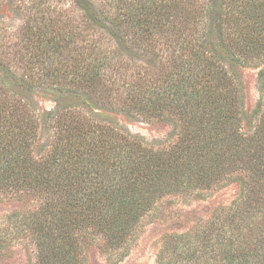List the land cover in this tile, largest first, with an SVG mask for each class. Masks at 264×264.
<instances>
[{
    "label": "trees",
    "instance_id": "trees-1",
    "mask_svg": "<svg viewBox=\"0 0 264 264\" xmlns=\"http://www.w3.org/2000/svg\"><path fill=\"white\" fill-rule=\"evenodd\" d=\"M73 3L81 23L28 39L17 80L52 83L43 118L0 59V202L16 203L0 247L25 243L34 264H89L93 250L117 264L162 207L238 183L231 208L166 235L156 264H264V0ZM236 67L259 69L248 120ZM114 115L170 132L150 141Z\"/></svg>",
    "mask_w": 264,
    "mask_h": 264
},
{
    "label": "rangeland",
    "instance_id": "rangeland-1",
    "mask_svg": "<svg viewBox=\"0 0 264 264\" xmlns=\"http://www.w3.org/2000/svg\"><path fill=\"white\" fill-rule=\"evenodd\" d=\"M74 1L79 3V0H0V59L5 62L11 75L15 76L13 78L4 75L9 82L8 89L21 92L22 97L42 118L57 105V98L47 93L52 83L42 81L39 86L18 88L17 80L23 79L28 73L29 64H26V60L32 55L29 48L32 40L28 39H38L36 33L41 28L50 37L53 30L58 27L62 28L66 35L70 27L67 22L72 25L80 24L81 22L78 21L83 7L75 6ZM89 1L100 6L108 0ZM55 66L56 62L52 65L49 63L46 68L51 69ZM258 71L259 69L255 67L235 68L244 88L247 120L251 118L259 100ZM11 80L16 81L11 82ZM61 103L67 106L72 102ZM113 119L130 133L150 141L163 140L170 132V127L161 123H145L124 115H114ZM240 193V185L230 183L206 199L197 198L189 203L162 207L153 217L147 219L146 227L136 245L133 246L130 254L117 264H156L157 254L166 235L186 232L197 221L207 220L213 215H218L222 209L231 208L240 197ZM14 207H16L14 202H0V232L4 229L7 215ZM230 215L234 213L230 212ZM34 262L33 251L25 243H16L9 249L0 247V264H34ZM89 264L113 263L93 250L89 254Z\"/></svg>",
    "mask_w": 264,
    "mask_h": 264
}]
</instances>
